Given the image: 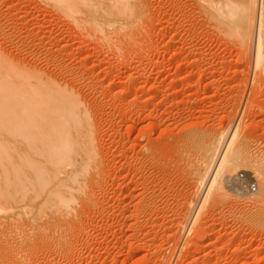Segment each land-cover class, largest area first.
Segmentation results:
<instances>
[{
  "label": "rangeland",
  "instance_id": "rangeland-1",
  "mask_svg": "<svg viewBox=\"0 0 264 264\" xmlns=\"http://www.w3.org/2000/svg\"><path fill=\"white\" fill-rule=\"evenodd\" d=\"M5 1L1 56L74 90L100 168L68 204L62 243L51 247L50 233L37 234L18 256L11 246L19 234L7 235L0 264L22 257L25 264H264V229L243 215L253 190L205 194L179 152L190 131L197 139L216 128L214 136L237 134L250 154L264 153V61L241 53L231 21H217L207 0H125L133 1L130 15L109 27L40 0ZM182 164L190 174L183 179ZM184 246L185 256L174 258Z\"/></svg>",
  "mask_w": 264,
  "mask_h": 264
},
{
  "label": "bare ground",
  "instance_id": "bare-ground-1",
  "mask_svg": "<svg viewBox=\"0 0 264 264\" xmlns=\"http://www.w3.org/2000/svg\"><path fill=\"white\" fill-rule=\"evenodd\" d=\"M2 1H0V3ZM4 2L6 1L4 0ZM40 2L43 5L46 4L48 7L60 10L66 14L74 11L85 12L88 15V19L90 18L92 22L94 21V24L97 22L102 24V26L106 25L109 27L111 26L110 23L115 21V18L120 20V17L117 18L116 16L129 13L128 4L133 1L127 3L125 0H40ZM206 3L208 5L205 6L208 9L210 8L209 5H211L210 10L213 12L211 13L218 19L217 21L224 22L226 19L228 21L230 20V25H233L232 28H236L234 30L236 35L234 40L238 39L236 44L239 45L241 53L245 56L246 54L248 55L250 51L254 58L262 59L263 63L264 0H207ZM3 4L4 3H2V5ZM4 6L5 4L2 7ZM7 7L10 6L7 5ZM122 17L123 16H121V19ZM120 22L121 21H116V26H118ZM97 25L99 26V24ZM96 26L95 28L100 30V26ZM221 26L223 28V25ZM1 55L3 54H0V241L1 244L6 242L10 243V241H6L5 237L9 235L11 239H13L17 237L13 233H18L19 237L16 238V241L15 239H13V242L11 240L12 246H10L12 247V252H16L19 256V253L21 254L27 247H30L28 246V239L37 234L41 236L50 233V239L49 236H47L49 239L48 243L51 244V247H53V241H56L54 244L57 243L58 245L62 243V229L70 220V217L69 219L67 218L68 221L66 218L63 219L64 213L69 208L68 204H70L71 201L73 203V199L77 196H83V187L85 183L87 184L89 181L88 179L91 178L90 176L93 174L94 169L98 171L99 162L97 159L98 151L93 149V139L91 137L93 134H90L91 129L83 108L84 106H82L81 101L79 102L77 99L78 97H76L75 92H73L74 90L72 91L64 84H57L54 78H48V75L44 76L39 73V71L35 72L32 69L24 68L16 63L17 61L7 60V58L5 59V57ZM189 127H186V132L191 128H196V132L202 130V128L198 130V128L194 126ZM209 131L211 132L212 130L209 128ZM186 132H184V134ZM214 132L212 131L211 133L213 136H210L205 131L203 133L201 132L202 134L206 133L204 134L206 136L198 134L196 136L197 139H195L192 136L193 133L190 135V131L189 136L185 137V144H182V146L184 145L183 149H179L182 156L176 153L175 155L173 154L174 157L176 155V159H178V156L179 158L182 157L181 159L185 163L183 161L181 162L189 167H187L190 169L189 173L194 177V182L190 178L193 184H195L194 187L198 184L197 187L205 188L204 193L214 191L215 194V192L217 193L219 191L223 196L226 187H234L235 189L238 187L242 190L238 189L241 192H243V190L245 192L253 190L250 196H253L254 200L249 202L252 209L248 208L250 211L247 210L246 208L249 206L246 205L247 207H245L244 210L246 209L247 211L245 210L243 215L246 214L244 217L248 221L246 222L247 224L249 222H254L256 226H259V228L262 226L264 229V153L260 154L253 152V155L250 154L251 152L249 148L245 146V139L241 138L242 136H236L237 134L231 132L229 135H222L218 132L219 135L214 136ZM181 136L183 135L181 134ZM181 140H177L175 145L176 143H180L181 145ZM178 147L182 148L177 145L176 150ZM172 150V153L175 152V147L172 148ZM195 162L196 165L194 164ZM180 163L178 162L179 165ZM183 164L181 167H176L177 170L178 168L180 170ZM96 166L98 167L96 168ZM185 166H183V171L186 172ZM183 171L182 169L179 171L182 175V179L183 175L187 176L189 174L181 173ZM247 174L250 178L249 182L251 180V183H248L246 180ZM185 178L184 180L187 179L188 181H186L190 182L189 178ZM235 189L233 190L232 188L231 190L234 194L236 192ZM245 192L239 194L243 195ZM246 195L245 197H247ZM241 197L242 196H240V198ZM74 202L76 201L74 200ZM238 204L243 206L240 201ZM71 209L72 208L69 210L71 211ZM242 209L243 208H241V210ZM72 212L73 211L68 213ZM251 224L253 225V223ZM191 232H193V230ZM207 233L209 232L205 234ZM11 235L15 236L13 237ZM47 236H43L45 240H47ZM42 240H40V242ZM61 245L63 246V244ZM61 245L59 247H61ZM54 246L57 247V245ZM165 248L166 246L162 247L160 251L162 252ZM41 249L42 248H40V250ZM37 251L39 252V247ZM6 252H8V250ZM185 252L186 247L184 246V249H181V251H175L173 256L174 258H178L184 255ZM8 254L9 253L5 254V256L7 255L8 257ZM23 259V257L22 259H17L16 263L22 264L25 260ZM26 262L27 261H24L23 263L25 264Z\"/></svg>",
  "mask_w": 264,
  "mask_h": 264
}]
</instances>
